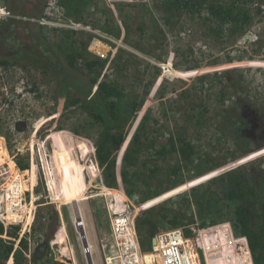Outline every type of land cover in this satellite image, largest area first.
<instances>
[{"label": "rangeland", "instance_id": "rangeland-1", "mask_svg": "<svg viewBox=\"0 0 264 264\" xmlns=\"http://www.w3.org/2000/svg\"><path fill=\"white\" fill-rule=\"evenodd\" d=\"M161 3L94 0L86 3L81 20L76 21L67 16L62 0H0V59L15 62L0 65V173L7 165L14 171L16 160L29 162L33 169L30 188L36 190L31 199L27 193L30 209L16 225L18 239L0 236V264H33V250L49 238V257L58 262L88 264L90 256L94 264H105L103 245L110 241L111 228L101 196H112L117 204L122 199L116 189L99 186L104 182L103 169L94 142L103 125L93 118L85 101L73 105L89 87L90 76L80 54L94 32L112 46L98 38L94 53L87 51V59L105 62L99 81L104 78L124 93L122 124L113 131L126 138L115 154L120 173L133 134L148 115L136 163L127 167L131 184L123 185L125 193L134 190L129 198L135 199L142 212L138 217L151 208L154 214L167 213L169 218L181 213L187 226L192 225L191 218L199 227L206 222L205 229L215 226L210 232L226 239L213 248L218 264H254L245 249L243 261L240 258V243L235 241L239 236L232 225L236 204L224 199L222 179L226 180L227 172L244 175L247 189L260 202L259 222L264 224V0L247 5L253 20L235 32L230 27L216 29L205 9L183 12L173 19L174 28L166 26ZM46 8H51L46 17L53 22L63 16L64 21L80 23L89 31L72 34L24 19H41ZM116 27L121 30L120 38L105 31ZM60 90L64 96L58 100ZM134 101L140 104L137 113L131 110ZM169 136L175 140L181 136L194 144L193 164L170 151L165 156L156 154ZM239 138L246 140L247 147L237 143ZM207 157L225 165L197 177L199 162ZM178 166L181 173L173 175ZM177 182L183 184L141 203L149 192ZM201 184L204 188L195 193L202 209L199 213L191 189ZM188 198L190 208L185 203ZM207 202L211 213L206 212ZM16 226L9 230L15 231ZM82 228L90 254L84 252L78 231ZM161 228H171L168 220ZM57 233L61 239L54 242ZM24 237L28 251L19 245ZM143 239L148 247L143 251L150 252L151 240L146 235ZM156 258L146 255L150 263Z\"/></svg>", "mask_w": 264, "mask_h": 264}, {"label": "trees", "instance_id": "trees-1", "mask_svg": "<svg viewBox=\"0 0 264 264\" xmlns=\"http://www.w3.org/2000/svg\"><path fill=\"white\" fill-rule=\"evenodd\" d=\"M255 1L256 0H162L160 8L163 12L164 24L169 27L174 28L173 19L179 17L183 12L199 13L205 9L208 12L209 19L216 24V26H218L216 29L230 27L231 31L235 32L237 28L240 27L241 29H244L246 26L251 24L253 18L247 5L255 3ZM93 2L94 0H62V3L67 9V16L76 21L81 20V17L87 7L86 3L91 4ZM244 3H246V5ZM121 10H119L120 13L122 12ZM125 30V39L128 41L129 28L127 24H125ZM105 31L117 38L121 37V30L118 27L111 30L105 29ZM65 35L68 37L67 33ZM87 53V44H83V52L80 55L84 58L83 67L87 69L88 75L90 76L89 87L87 90H83V87L81 88L83 90L82 98L74 100L73 105H77L85 101L86 107L90 108L93 118L103 125V131L94 142L97 160L100 167L103 169L102 174L104 182H100L99 186L105 187V185H107L110 188H117V159L115 154L122 149L126 138L123 134H115L113 131L120 128L122 124L120 102L124 97V93L117 85L112 84L104 78L101 82L99 81L106 64L105 62L97 60H88ZM14 63L15 62H11L6 59H0V65L3 66L13 65ZM94 88L95 91L92 92ZM63 96L62 90H60L58 100H60ZM131 107L132 112L137 113L140 109V104L137 101H134L132 102ZM147 119L148 115L145 114L136 128L132 140L130 141V144L122 158L125 166L121 170L120 176L122 183L125 186H129L131 184L127 167H132L136 163L135 161L139 155V146L142 144L141 138L146 134ZM242 122L245 123L244 121ZM245 127H249V124L245 123ZM166 140L167 143L161 145V148L156 152L158 156H165L170 151L179 154L183 161L193 164L195 146L192 142L186 140L185 138H181V136H179L177 140H175L173 136H169ZM239 142L243 145L246 140L244 138H239L237 139V143L239 144ZM177 143L179 144L178 146ZM168 147H170V150H167ZM243 147H247V145L244 144ZM245 153L248 154V150L245 151ZM28 163L16 160L18 168L22 171L25 170V187L26 191L30 192L31 199L34 195H36V190L30 188L33 169L31 166L29 167ZM199 163L200 169L197 173V177H201L204 174L225 165L216 164L208 157L204 159L201 158ZM181 171L182 167L178 166L174 168L172 174L177 175L178 173H181ZM225 176L226 180H223L224 178L222 179V182L225 181L223 197L226 201L236 204L233 209L234 219L232 225L234 232L239 237L247 238L253 263L264 264V224L259 222L262 218L260 212L258 211L260 202L258 199L253 198L255 196V192L247 189L244 175L236 172H227ZM179 183L180 185L183 184L182 182H177L174 186L149 192L142 198L141 203L144 204L160 197L164 193H167L175 188L179 185ZM201 188H204L203 184L195 186L191 189L194 194L193 203L198 207L199 213H202V209L195 193ZM133 194L134 190H126V195L128 197H132ZM210 199L211 198L209 197V200ZM185 203L187 208H190L189 198L185 200ZM210 204V202H207V213H211L212 211V206ZM150 209L144 212L143 216L136 219L138 235L140 237L142 247L145 249L148 247L145 245V240L143 239L144 235L151 237L154 236L159 229H163L161 228V225L164 221L168 220V223L171 226L170 229L186 227L188 225L184 224L186 216L181 213L175 214L172 218H169L167 213L154 214L155 210ZM189 224H194L193 218H191ZM214 224H216L215 221L212 222V225ZM206 225V222L202 221L200 227L205 228ZM12 229L15 231L12 232L11 230H8L7 236L17 240L20 228L16 226ZM186 232L189 234L187 230ZM0 235H4V228L2 225H0ZM59 239H61V235L57 233L54 242H58ZM51 240L52 238H49L45 244H42L45 247L38 245L33 250V253L31 254L33 264H64L56 261L53 256L51 258L49 257V254L51 255L49 251V242ZM19 245L22 250L28 251V243L25 237L20 239ZM149 248L151 249V242L149 244ZM8 249L9 252H11L12 246Z\"/></svg>", "mask_w": 264, "mask_h": 264}, {"label": "built area", "instance_id": "built-area-1", "mask_svg": "<svg viewBox=\"0 0 264 264\" xmlns=\"http://www.w3.org/2000/svg\"><path fill=\"white\" fill-rule=\"evenodd\" d=\"M49 9L51 8H46L45 16L41 19L28 20L37 22L42 26H52L55 29L71 32L72 34L73 32L89 31L88 28L83 27L80 23L67 20L64 21L62 19L63 16L53 22V20L46 17ZM94 33L95 35L90 41L87 51L93 50L94 42L97 41L98 38L111 44L106 40L105 36L98 32ZM112 49L113 48H111V52ZM92 52L94 53V50ZM14 164V171L7 165V169L0 173V179L3 180L0 182V225L4 228V235H7L11 226H16L23 222L26 210L20 206L21 204L27 205L28 203V191L21 189V186L18 184V179L16 180L17 182H14L16 176L25 180L24 171L20 170L15 162ZM117 178L118 188L113 189L118 191L122 199L121 203L117 204L112 196H101L105 198V208L111 228L110 241L108 244L103 245L105 264H218V259H215V251L213 248L216 247L217 249L220 242L223 244L222 242L225 238L218 232H210L216 228L215 226L201 229L199 226L192 224L187 227L174 229H159L152 237L146 235V238L151 240V251L144 252L136 226V219L142 212H139L138 207L135 206V199H130L126 195L119 171H117ZM19 183L21 185V182ZM8 202H14L15 205L12 206L10 210H8L7 207ZM16 216L21 218H16ZM16 219H19V221ZM229 232L231 234V240H234L233 233L231 231ZM235 241L240 243L239 249L242 253L240 257L242 261L244 249H246L252 260L247 238L238 237ZM233 251H235V249ZM84 252L85 254L90 252L89 246L84 249ZM150 253L157 256V258L154 259V263H150L146 260V254Z\"/></svg>", "mask_w": 264, "mask_h": 264}, {"label": "bare ground", "instance_id": "bare-ground-1", "mask_svg": "<svg viewBox=\"0 0 264 264\" xmlns=\"http://www.w3.org/2000/svg\"><path fill=\"white\" fill-rule=\"evenodd\" d=\"M14 165H15V164H14ZM17 179L19 180V181H18V184H19V186H21V189H22V190H26L24 179L21 178V177H19V176H16L14 182H17V181H16ZM19 182H21V185H20ZM9 186H11V185H9ZM12 187H13V186H12ZM12 206H15V205H14V202H8V204H7L8 210H10V209L12 208ZM20 207H21V208H24L26 211L29 212V209H30V203H27V205L21 204ZM13 215H14V214H13ZM16 218H21V217H17V216H16ZM16 220L19 221V219H16ZM146 255H147V254H146ZM155 257H156V255H155Z\"/></svg>", "mask_w": 264, "mask_h": 264}, {"label": "water", "instance_id": "water-1", "mask_svg": "<svg viewBox=\"0 0 264 264\" xmlns=\"http://www.w3.org/2000/svg\"><path fill=\"white\" fill-rule=\"evenodd\" d=\"M77 218L81 219L80 214L78 215V211H77ZM78 224H79V222H78ZM78 231L80 232L84 247L88 248L89 244H88V241H87V236H86L85 231L83 230V228H82V230L79 229ZM87 259H88V264H94V262H93V260H92V258L90 256Z\"/></svg>", "mask_w": 264, "mask_h": 264}, {"label": "flooded vegetation", "instance_id": "flooded-vegetation-1", "mask_svg": "<svg viewBox=\"0 0 264 264\" xmlns=\"http://www.w3.org/2000/svg\"><path fill=\"white\" fill-rule=\"evenodd\" d=\"M24 19L27 21L28 19H33V18L25 16Z\"/></svg>", "mask_w": 264, "mask_h": 264}]
</instances>
